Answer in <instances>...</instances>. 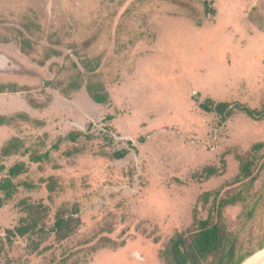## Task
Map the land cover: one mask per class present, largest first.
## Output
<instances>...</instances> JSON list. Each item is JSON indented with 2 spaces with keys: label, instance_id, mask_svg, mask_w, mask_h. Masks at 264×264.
Segmentation results:
<instances>
[{
  "label": "rangeland",
  "instance_id": "obj_1",
  "mask_svg": "<svg viewBox=\"0 0 264 264\" xmlns=\"http://www.w3.org/2000/svg\"><path fill=\"white\" fill-rule=\"evenodd\" d=\"M242 108H264V0H0V264H174L212 213L249 248L264 198L252 226L241 203L213 211L241 161L264 194V119ZM26 205L45 232L9 244ZM59 213L78 219L65 241Z\"/></svg>",
  "mask_w": 264,
  "mask_h": 264
},
{
  "label": "trees",
  "instance_id": "obj_2",
  "mask_svg": "<svg viewBox=\"0 0 264 264\" xmlns=\"http://www.w3.org/2000/svg\"><path fill=\"white\" fill-rule=\"evenodd\" d=\"M89 94L97 104H104L106 99L103 95L94 92L93 88H89ZM201 108L207 113H215L222 118V123H226L234 114L229 103L212 104L210 102L202 104ZM243 109V108H242ZM251 119L261 121L264 119V108L260 111L243 109ZM83 133H77L80 136ZM75 139V138H74ZM264 145L256 146L255 149L260 150ZM128 154L127 150L116 154V159L122 160ZM241 172L236 178V182L241 184L236 193H227L221 200L214 212L221 213L225 208L242 204L244 206L243 215L246 218L248 226H252L254 222L260 217V210L262 207V200L264 198L263 192L256 195H250L249 191L245 190V186L251 185L254 180L255 162L241 161ZM20 167H14L11 170L12 176L16 177L22 173ZM213 173V172H212ZM211 173V174H212ZM214 175V174H213ZM249 183H245V182ZM243 184V185H242ZM245 184V185H244ZM16 190V185L11 180L6 181L5 184H0V192H4L5 197L0 199L1 205L12 199ZM220 192H216L218 195ZM44 209L36 205H26V216L20 221L19 226L15 229L6 231V238L9 244L17 238H27L30 236H42L44 234ZM78 219L74 217L66 218L63 214L57 215L53 233L58 241H65L73 236L78 226ZM193 238L187 241L184 237H179L173 243L171 257L174 264H204L208 259L212 258L207 264H241L245 259L252 254L264 248V236L256 243H253L249 248L240 243L237 236L228 233L218 223L214 221V213L204 221L199 223L197 231L192 235ZM4 244H0V255L3 253Z\"/></svg>",
  "mask_w": 264,
  "mask_h": 264
},
{
  "label": "water",
  "instance_id": "obj_3",
  "mask_svg": "<svg viewBox=\"0 0 264 264\" xmlns=\"http://www.w3.org/2000/svg\"><path fill=\"white\" fill-rule=\"evenodd\" d=\"M241 264H264V248L252 254Z\"/></svg>",
  "mask_w": 264,
  "mask_h": 264
}]
</instances>
